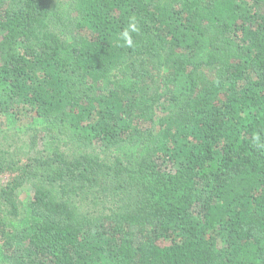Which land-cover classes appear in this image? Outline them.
Returning <instances> with one entry per match:
<instances>
[{
  "label": "trees",
  "instance_id": "trees-1",
  "mask_svg": "<svg viewBox=\"0 0 264 264\" xmlns=\"http://www.w3.org/2000/svg\"><path fill=\"white\" fill-rule=\"evenodd\" d=\"M0 264H264V0H0Z\"/></svg>",
  "mask_w": 264,
  "mask_h": 264
},
{
  "label": "rangeland",
  "instance_id": "rangeland-1",
  "mask_svg": "<svg viewBox=\"0 0 264 264\" xmlns=\"http://www.w3.org/2000/svg\"><path fill=\"white\" fill-rule=\"evenodd\" d=\"M27 126H30V127H34L35 126V123L30 121V120H25L21 123H19L17 125V127L14 129L12 128L10 133L12 135H15L17 134L18 135V139L20 141L23 140V133H24V129L27 127ZM18 141V140H17ZM21 143V142H19ZM20 198H21V202H22V205L25 206L32 198V191H31V187L30 186H26L25 188H23L21 191H20Z\"/></svg>",
  "mask_w": 264,
  "mask_h": 264
},
{
  "label": "clouds",
  "instance_id": "clouds-1",
  "mask_svg": "<svg viewBox=\"0 0 264 264\" xmlns=\"http://www.w3.org/2000/svg\"><path fill=\"white\" fill-rule=\"evenodd\" d=\"M137 31L136 25L133 23L130 25L129 29H125L120 33V40L124 42V45L131 47L133 45L132 32Z\"/></svg>",
  "mask_w": 264,
  "mask_h": 264
}]
</instances>
